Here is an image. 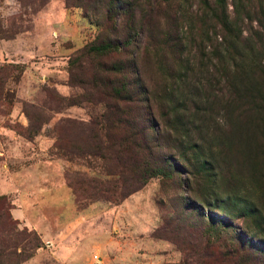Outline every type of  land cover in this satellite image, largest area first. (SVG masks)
Masks as SVG:
<instances>
[{"label":"rangeland","instance_id":"obj_1","mask_svg":"<svg viewBox=\"0 0 264 264\" xmlns=\"http://www.w3.org/2000/svg\"><path fill=\"white\" fill-rule=\"evenodd\" d=\"M123 1L135 34L110 56L88 53L114 36V24L121 26L108 0H0V195L19 227L42 241L21 264H264L241 253L227 259L226 236L222 244L206 236L198 215L212 213L233 226L225 231L246 239L258 222L242 214L245 204L264 218V86L254 98L260 132L252 141L238 137L247 106L238 108L224 89L236 77L242 45L253 44V77L264 79V0H206L213 9L201 0ZM222 5L234 23L230 35L215 16ZM229 37L236 43L230 59ZM180 56L193 76L212 85L201 93L212 95L210 127L220 129L206 134L201 104L181 95ZM128 61L133 72L113 73L125 84L123 98L98 102L92 76ZM230 98L232 109L225 108ZM146 118L148 158L166 156L176 169L172 177L142 173L141 151L131 171L107 173L129 166L130 144L119 163L80 156L109 136H129ZM202 161L210 169L199 167ZM259 241L253 237L264 252Z\"/></svg>","mask_w":264,"mask_h":264},{"label":"trees","instance_id":"obj_2","mask_svg":"<svg viewBox=\"0 0 264 264\" xmlns=\"http://www.w3.org/2000/svg\"><path fill=\"white\" fill-rule=\"evenodd\" d=\"M201 3L204 6L207 5L208 9H213L208 6V2L206 0H201ZM116 6L117 11L114 13V15L121 19V26H119L118 24H114L112 26L114 36L112 38L105 39L97 44L91 45L90 47H88V53H94L95 55L111 53L110 56H112L115 54H119L122 48L124 50L131 43L133 35L135 34L134 29L136 26L132 22L130 23V20L128 21V18H126L125 14L128 13H126L127 8L123 0H108L109 12L115 11ZM244 7L245 6H243V9ZM215 16L218 18L221 25L228 31L227 33H229V35L232 34V31L234 30V23H232L229 19V15L225 6H218L215 10ZM229 38L232 42H230V40L227 38V45L224 48L225 54L227 55L228 59L232 57L230 49L234 50V47L236 46V43L233 42L234 37ZM236 42H238L237 39ZM237 55L238 56H236L235 63V66L237 68L236 77L233 80L226 79L224 89L234 97L236 106L238 108L242 104L247 106V110L240 109L244 113L245 111H249V113L245 114L243 118H240V121L238 122V137H241L242 139H249L250 141H252L253 138L260 132L259 125L257 124L256 120H253V103L254 98L256 99L257 96L262 95L264 79L263 81H258L253 77L252 43L248 47L244 45H242V47H239ZM180 57V74L176 76V80L179 83V90L181 95L184 96L185 101H187L188 96L189 100L193 99L201 104L203 118L205 117L202 121L203 131L206 134L215 131L212 129H220L221 127H219L217 124L214 127H210V123L213 121V116L211 115L213 106L211 102L215 103L212 100V95H210V93H201L202 90L212 89V85L210 83L203 84L199 76H193L196 74L195 69L193 67H190L189 63L186 62L182 56ZM119 64L120 63H114L111 66H102V74H98V76H95L94 74L91 78V84L96 85L94 86V88H92L97 92V100L98 102H102L104 105L107 104L110 106L113 105L112 101H120L117 96L123 98L122 94L124 88L121 87L125 84L121 79H115V74L118 75L119 73H121L122 68L123 70H129L132 72L134 70V66L131 61H128L127 64L122 67L119 66ZM227 73L228 71L226 72V74ZM125 92L130 93L128 90H125ZM131 96L132 95L130 94H126L124 95V99L126 101H129L130 103L132 101ZM229 101L231 103L227 102L230 104L228 106H225V108H228L230 106V108L232 109L234 107V105L232 104L233 99L230 98ZM93 124L97 125L96 122H93ZM149 128L151 129L152 127L148 119L146 118L143 125L141 124L140 126H138V130H136L135 132H131L129 136L121 139H111V137L109 136V142L106 145H100L98 143L92 150L89 147H86L82 151L83 153H81L80 156H84L87 154L96 155L101 157L103 160H111L112 158L117 163H119L122 158L123 151L124 153L125 151H127L125 149L126 145L130 144V152L132 153L129 156L128 160L129 166H125L120 170H107V173H118V175H124V171H131V159L135 155H137L139 151H141L142 163L139 168H141L142 173L150 175L160 174L167 177H172L173 172H176V169L170 164L166 156L159 155L156 158H154V156L153 158H148V156L152 154V152H150L151 146L149 145L147 139ZM103 129H105V135L108 136L110 126L104 127ZM94 130L100 133L99 127L97 128L96 126H94ZM103 134L104 132L101 129V135ZM184 135L187 136L188 131L185 130ZM184 135L183 133L181 134V136ZM226 138L227 137H225V139ZM154 140L155 138L153 137V142ZM184 143H186V140H184ZM199 149H201L202 151V148ZM207 149L210 150L211 148L207 147ZM199 165V167H202L204 169H210V167L206 166L207 164L205 161L200 162ZM137 187L139 186H135L134 189H136ZM206 201V199L203 200L204 205H210ZM245 206L246 207H244L245 209L243 210L242 214L246 215L247 217L253 215V219L255 217L258 222L255 228L256 232L253 234L252 239H246L244 235L229 234L227 231H225V227L232 228L233 226L226 220L218 218L212 213L204 214L203 212L199 211L198 215L201 218H204V220H206L207 222V228L205 230L206 236L219 240L220 244H222L221 242H223L222 237H224V235L226 236L225 238L227 239L229 245L222 244L224 252L226 253V257L232 255H240V253L243 256L249 255L253 257L254 255V257L257 258L261 263L264 262V260L261 259V257H264V252L257 243L253 242V237L260 239L261 241H259V243L264 244V218L259 216L262 213L261 210H259V207L246 204ZM188 207H190L191 210H195L196 208H194L193 205L189 206V204ZM10 208L11 204L8 201V198L4 195H0V264H21L32 257L35 251L42 246V241L40 236L34 230H28L26 227H19V222L10 214ZM227 259L229 258L227 257ZM245 261L247 260L245 259Z\"/></svg>","mask_w":264,"mask_h":264}]
</instances>
